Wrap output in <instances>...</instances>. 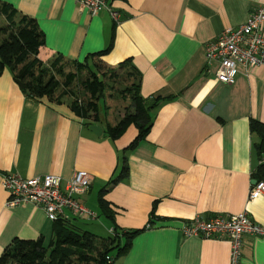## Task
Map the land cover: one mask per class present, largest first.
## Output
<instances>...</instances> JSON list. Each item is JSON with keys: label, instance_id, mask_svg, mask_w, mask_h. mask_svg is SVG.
<instances>
[{"label": "crops", "instance_id": "crops-1", "mask_svg": "<svg viewBox=\"0 0 264 264\" xmlns=\"http://www.w3.org/2000/svg\"><path fill=\"white\" fill-rule=\"evenodd\" d=\"M5 1L36 19L44 34L42 60L62 54L91 61L92 53L110 43L99 56L102 63L116 67L127 60L139 73V93L163 99L151 112L145 138L125 151L137 127L130 123L116 138L106 132L124 108L111 119L105 102L101 119L89 122L68 97L28 95L5 67L0 73V254L14 237L42 235L47 243L53 235V221L40 206L5 205L4 173L53 172L65 182L74 170L86 169L92 180L79 199L94 215L69 216L83 220L81 228L97 235L103 229L106 234L100 235L108 236L114 225L121 231L152 219L112 264H231L227 238L185 236L181 228L196 214L242 210L264 225V195L248 198L257 161L249 120H264V64L240 69L232 83L220 82L203 47L264 0H107L119 13L116 20L107 9L91 14L75 0ZM90 123H99L102 132L90 130ZM124 156L128 173L111 184ZM104 186L111 217L99 203ZM235 264H264V235L244 234Z\"/></svg>", "mask_w": 264, "mask_h": 264}, {"label": "trees", "instance_id": "trees-1", "mask_svg": "<svg viewBox=\"0 0 264 264\" xmlns=\"http://www.w3.org/2000/svg\"><path fill=\"white\" fill-rule=\"evenodd\" d=\"M0 16L6 20L5 25L0 26V32L5 34L0 40V73L8 67L13 77L23 82L22 89L32 97L46 96L55 101L68 97L73 110L88 118L89 122L101 119L102 110L107 107L104 101L106 91L122 83L118 92L121 98L129 99V105L114 123H107L106 132L116 138L133 123L138 132L125 151L145 138L152 123L151 112L163 98L143 97L139 93V73L127 60L119 62L116 67H106L102 63L99 56L108 50L110 43L92 53L91 61H79L62 54L42 60L38 52L44 44V34L36 19L5 0H0ZM75 81L84 92L82 98L75 89ZM249 129L256 137L252 146L257 161L251 174L255 179L264 178V120L250 117ZM127 173L125 159L119 174L110 180L111 184ZM107 189V186L100 189L99 203L111 217L108 201L103 197ZM72 217L53 221V235L47 243L42 235L37 238L14 237L0 254V264H112L114 258L127 252L132 238L147 227L146 224L120 231L114 225L111 235L99 236L81 228ZM148 223H152L151 217ZM121 236L124 237L122 244L119 242ZM114 248L115 254H110ZM109 257L113 259L108 261Z\"/></svg>", "mask_w": 264, "mask_h": 264}, {"label": "built area", "instance_id": "built-area-1", "mask_svg": "<svg viewBox=\"0 0 264 264\" xmlns=\"http://www.w3.org/2000/svg\"><path fill=\"white\" fill-rule=\"evenodd\" d=\"M91 14L107 9L116 20L118 11L107 0H75ZM208 64L216 63V77L220 82L232 83L240 69L252 71L264 64V5L254 7L237 26H226L212 40L204 43ZM92 175L86 169L74 170L65 182L53 172L22 176L4 173L1 184L8 191L6 206L34 203L40 206L49 220L94 215L79 195L86 193ZM264 195V178L252 181L248 198ZM149 223H147V226ZM185 236L227 238L230 242V263L235 264L241 254L244 234L264 235V225L253 220L246 210L236 213H214L208 217L196 214L181 228ZM113 233V230H112ZM113 258H108L111 261Z\"/></svg>", "mask_w": 264, "mask_h": 264}, {"label": "rangeland", "instance_id": "rangeland-1", "mask_svg": "<svg viewBox=\"0 0 264 264\" xmlns=\"http://www.w3.org/2000/svg\"><path fill=\"white\" fill-rule=\"evenodd\" d=\"M6 23V20L4 19V17L0 16V26H3L5 25ZM5 34L0 32V40L2 37H4ZM72 67H69L68 69H71ZM122 88V83H119V84H115V87L112 89V90H107L106 91V94L107 96L105 97V102L107 103V105L109 107H107V110H108V115L113 113L111 116V119L114 118V116L116 115V117H118V115L120 113H122L123 111V108L125 107V105L127 106L128 105V101L126 99H122L120 96V93L118 92L120 89ZM75 89L79 92V97L82 98L83 95H84V92L83 90L78 86V82L75 81ZM102 103V101H101ZM111 105V106H110ZM110 108V109H109ZM111 112V113H110ZM99 217L101 219H104L108 222L107 218L104 217L103 215L99 214ZM95 219V218H94ZM74 220H77V224H79L81 227H84L85 225L82 224L83 223V220H78V217H76ZM99 221V220H97ZM85 228V227H84ZM98 235L99 236H102V235H105L106 234V231L101 229V230H98ZM102 234V235H100ZM123 242V241H122ZM121 242V244H122ZM116 252V249L114 248L110 254H115Z\"/></svg>", "mask_w": 264, "mask_h": 264}, {"label": "water", "instance_id": "water-1", "mask_svg": "<svg viewBox=\"0 0 264 264\" xmlns=\"http://www.w3.org/2000/svg\"><path fill=\"white\" fill-rule=\"evenodd\" d=\"M19 86L22 88L24 86L23 82L20 79H15ZM89 129L92 130L94 133L99 135L102 132V126L99 123H90L88 125ZM256 179L253 178L252 181H255Z\"/></svg>", "mask_w": 264, "mask_h": 264}]
</instances>
